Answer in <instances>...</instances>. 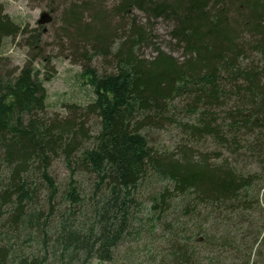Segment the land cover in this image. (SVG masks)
<instances>
[{
  "label": "trees",
  "instance_id": "obj_1",
  "mask_svg": "<svg viewBox=\"0 0 264 264\" xmlns=\"http://www.w3.org/2000/svg\"><path fill=\"white\" fill-rule=\"evenodd\" d=\"M48 1L94 97L50 117L34 57L0 59V264H264V0ZM157 20L182 60L140 56ZM27 33L0 6V50Z\"/></svg>",
  "mask_w": 264,
  "mask_h": 264
},
{
  "label": "rangeland",
  "instance_id": "obj_2",
  "mask_svg": "<svg viewBox=\"0 0 264 264\" xmlns=\"http://www.w3.org/2000/svg\"><path fill=\"white\" fill-rule=\"evenodd\" d=\"M70 3V1L79 0H54L59 10L62 6ZM48 0H0V6L4 9V14L18 24L21 28L32 30H40L39 37L42 39L41 52L37 57L33 50L26 46L25 41L29 38V34L18 35L8 38L0 50V59L3 67L12 73L19 72L27 62L34 57L35 66L39 69L41 77H45V87L48 93L47 112L50 117L65 118L68 105L86 106L94 97L92 90L84 84V80L80 78L83 71L84 62L78 58L76 50L72 44L61 33L62 19L61 14L50 15L51 11ZM116 0H104L106 11H109L115 4ZM61 7V8H60ZM58 11V10H57ZM141 23H146L145 16L136 11ZM51 21H48V17ZM109 24L113 28L118 21L116 17H112ZM172 26L163 20H157L154 23L152 34L154 35L153 44L144 47L140 56L147 61H152L157 56V49L173 56L178 60H182L183 51L171 38ZM112 48V47H110ZM46 57V59L44 58ZM104 58H97L92 61V66L98 68L101 72L107 69ZM91 129L96 130L93 120ZM153 144L160 149H168L173 151L177 144L182 141L181 132L175 127L164 128L155 132L152 137ZM205 149V146L203 147ZM52 174L57 178L58 182L65 181L68 171L61 161L54 163ZM93 264H108L94 261Z\"/></svg>",
  "mask_w": 264,
  "mask_h": 264
}]
</instances>
